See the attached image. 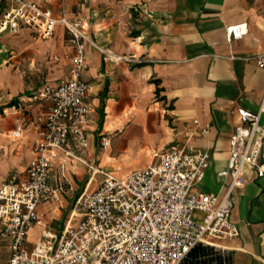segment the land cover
Masks as SVG:
<instances>
[{"label": "crops", "instance_id": "obj_1", "mask_svg": "<svg viewBox=\"0 0 264 264\" xmlns=\"http://www.w3.org/2000/svg\"><path fill=\"white\" fill-rule=\"evenodd\" d=\"M29 1L56 17L82 19L95 43L87 44L81 76L89 84L86 159L94 168L124 177L148 166L157 150L192 146L210 160L201 188L221 189L217 172L230 157V136L240 123L236 110L258 111L264 97V69L257 62L264 56V0ZM16 4L0 0V16ZM238 24L246 34L229 39L226 27ZM68 38L63 24L46 39L27 26L0 35V184L23 173L36 155V124L47 107L39 92L68 75L74 55ZM101 136L109 140L105 148ZM5 138L10 146L3 145ZM89 170L73 160L66 165L71 185L85 176L79 194L101 182L97 174L89 183ZM58 172H51L54 188ZM232 198L231 220L239 233L221 245L234 264H264V177L249 174ZM50 202L39 212L48 213ZM39 225L29 230L30 244L47 231Z\"/></svg>", "mask_w": 264, "mask_h": 264}, {"label": "built area", "instance_id": "obj_2", "mask_svg": "<svg viewBox=\"0 0 264 264\" xmlns=\"http://www.w3.org/2000/svg\"><path fill=\"white\" fill-rule=\"evenodd\" d=\"M12 1L16 6L0 16V35L27 26L46 39L63 24L74 55L68 75L39 92L47 107L36 124L35 157L23 173L0 184V237L7 243V264H179L198 243L226 250L221 242L239 233L231 220L233 192L245 187L249 174L264 177V97L258 111L236 110L240 123L230 136L227 166L217 172L222 180L218 192L201 188L210 160L192 146L157 150L148 166L117 177L86 159L89 84L81 76L88 67L87 44L95 43L82 30V19L64 13L56 17L35 1ZM244 27H226L229 39L242 38ZM257 62L264 69V56ZM108 143L101 136V146ZM69 160L91 169L89 183L97 174L105 178L76 197L60 232L43 231L30 244V228L41 224L39 205L71 186L65 174ZM54 168L59 171L56 188L51 184Z\"/></svg>", "mask_w": 264, "mask_h": 264}, {"label": "rangeland", "instance_id": "obj_3", "mask_svg": "<svg viewBox=\"0 0 264 264\" xmlns=\"http://www.w3.org/2000/svg\"><path fill=\"white\" fill-rule=\"evenodd\" d=\"M11 138V137H10ZM8 138H5L3 141V145L4 146H10L11 144L8 142ZM101 146L98 145V148H100ZM88 162V161H87ZM89 163V162H88ZM90 164V163H89ZM87 171L89 172V167L86 166ZM106 171L109 172L108 169H105ZM86 175V174H85ZM80 179L83 178V180L81 181H77L76 177H75V181L76 184L71 185H67L66 187H64L65 193H63V195L61 196L60 194L58 195V199H52L50 200L51 202L48 204H52V209L50 207H48V213H41V224L39 225L40 227L43 228V230H52V231H57L60 228L62 229L64 226V222L67 219L69 212L71 211V209L73 208V204L75 202H72V199H74L75 197H77L79 195V192L81 191L82 185L85 183L84 179L85 176L82 177L79 176ZM105 177L103 175H98L97 177V181H102ZM78 185V186H77ZM70 187H72L73 189H70ZM94 187L92 186L90 188L93 189ZM34 232L31 233L32 236H34ZM32 243V242H31ZM219 251L221 252H226L229 250H224L222 251L221 249H219ZM7 255H8V249L7 247H5V245L3 243L0 242V264H6L7 263Z\"/></svg>", "mask_w": 264, "mask_h": 264}, {"label": "trees", "instance_id": "obj_4", "mask_svg": "<svg viewBox=\"0 0 264 264\" xmlns=\"http://www.w3.org/2000/svg\"><path fill=\"white\" fill-rule=\"evenodd\" d=\"M179 264H234L231 251L221 252L213 246L196 244Z\"/></svg>", "mask_w": 264, "mask_h": 264}, {"label": "bare ground", "instance_id": "obj_5", "mask_svg": "<svg viewBox=\"0 0 264 264\" xmlns=\"http://www.w3.org/2000/svg\"><path fill=\"white\" fill-rule=\"evenodd\" d=\"M243 29L245 30V27Z\"/></svg>", "mask_w": 264, "mask_h": 264}]
</instances>
